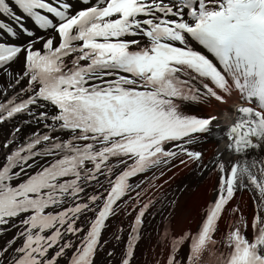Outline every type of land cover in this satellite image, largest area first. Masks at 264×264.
I'll return each instance as SVG.
<instances>
[{"label":"snow or ice","instance_id":"snow-or-ice-1","mask_svg":"<svg viewBox=\"0 0 264 264\" xmlns=\"http://www.w3.org/2000/svg\"><path fill=\"white\" fill-rule=\"evenodd\" d=\"M229 99L224 125L184 110ZM5 123L0 264H133L157 218L164 264H264V0H0ZM173 161L216 176L190 236L170 227L182 193L155 183Z\"/></svg>","mask_w":264,"mask_h":264},{"label":"bare ground","instance_id":"bare-ground-1","mask_svg":"<svg viewBox=\"0 0 264 264\" xmlns=\"http://www.w3.org/2000/svg\"><path fill=\"white\" fill-rule=\"evenodd\" d=\"M25 23L29 26L27 22ZM19 66L20 65L18 62L17 65H15V67L19 68ZM222 108L228 109V105L227 104L220 105L217 104L215 101H210L208 103L190 104L184 110L188 114H194L197 116H207V115H219V112ZM223 122L224 121L219 120V123L221 125ZM12 123L14 124L15 121H13ZM9 127L10 125L7 123L0 125V140L4 139ZM33 130H34L33 128H24L21 133V139H23L24 134ZM209 141L207 143L196 145L197 149H201L203 151V155L205 152L208 151V154L204 156L205 160H208V158L212 156L213 150L216 146L215 140H213V142L211 143H209ZM209 147L211 149H209ZM173 165L174 166H170V170L166 171L165 175L157 179L155 183L159 185L162 182L167 181V183H164L163 185L165 191L171 189L172 192L182 193L179 197L177 210L171 216L170 227H171V231L174 234L187 231L190 236L192 233H195L197 231V226L201 221L202 209L206 208L207 204L212 200L214 196L216 176L213 171L212 172L207 171L201 175L192 164H184V165L178 164L175 166L173 161ZM152 174L153 173L151 172L145 173V175L149 177ZM206 174H210V176L208 175L210 190H207L205 185L206 183H208V178L205 180V182L203 181L202 183V180ZM140 178L141 177H138L137 179ZM250 199H251V194L248 191L247 193H244L242 195L239 194L235 198V202L233 205H235L236 203L238 204L237 207L238 212L236 213V215H242L246 217V214L250 213L252 216L254 211L250 208L251 206ZM224 211H225V214L223 215L224 219L220 221L221 222L220 230L222 232L227 231L229 221L232 219L230 213L226 214L227 210ZM165 215H167V213ZM120 219L122 220L123 218L120 217ZM115 224L118 225L119 223H115L113 220L109 222L110 226L105 230L104 238L109 237V233L112 231V227L115 226ZM124 224L126 226L127 221H125ZM158 225H159V218H157V220L153 221L151 224V231L153 233L152 237L150 239L141 240L140 244L136 248L137 259L140 256L141 258H139L138 261L141 262L144 260V264H149V263L157 264V261L159 262V264H164V260L168 255L167 242H165L162 245L156 243V231ZM13 234L14 231L8 232L6 236H0V244H2L6 239L10 238ZM109 247H111V245H109ZM117 251L119 250L117 249ZM163 256H164V260H163ZM140 262H138L137 264H141ZM96 264H103V256L100 253H98L96 256Z\"/></svg>","mask_w":264,"mask_h":264},{"label":"rangeland","instance_id":"rangeland-1","mask_svg":"<svg viewBox=\"0 0 264 264\" xmlns=\"http://www.w3.org/2000/svg\"><path fill=\"white\" fill-rule=\"evenodd\" d=\"M205 185H206V184H205ZM206 189H207V190L209 189V184L206 185ZM242 191H243V190H240V192H239L238 194L241 193V195H242ZM235 198H236V197H235ZM134 264H136V262H134Z\"/></svg>","mask_w":264,"mask_h":264}]
</instances>
